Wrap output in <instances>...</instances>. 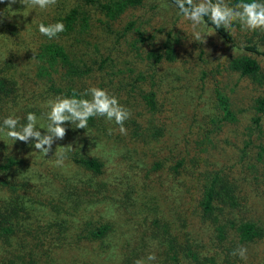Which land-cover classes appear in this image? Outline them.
<instances>
[{
    "label": "rangeland",
    "instance_id": "rangeland-1",
    "mask_svg": "<svg viewBox=\"0 0 264 264\" xmlns=\"http://www.w3.org/2000/svg\"><path fill=\"white\" fill-rule=\"evenodd\" d=\"M224 2L230 7L237 4L229 0ZM258 2L264 3V0ZM42 11L31 6L25 11H18V18L24 20L18 22L21 35L25 36L33 31L37 42L46 39L44 35L36 32L37 25L47 20L43 19ZM130 22L133 25L126 30ZM97 26L99 28L92 29L86 36V43L89 45L79 42L80 44L75 46H87L88 51L97 52L98 63L100 59H105L104 67L99 69L94 65L93 71L82 78L81 84L86 89L91 86L106 89L110 95L118 98L119 103L130 111V118L134 117L141 122L140 128L135 131L137 134L131 135V139L137 141L127 138L129 128L126 135H121L119 128L111 125L104 128L97 118L94 119V124L88 121L87 129L74 128L72 123L68 122V125H65L68 137L56 140L48 155L35 150L34 141L24 143L10 139V143L17 144L14 153L26 162L15 181L24 180L29 183L30 188L28 186L26 193L30 195L34 192L37 202L54 205L60 209L61 214H64V210H69V217L74 218L71 226L108 224L116 228L115 237L113 236V240L108 244L105 240V245L100 241L88 240V233L74 239L76 248L74 247L75 250L68 256L73 261L75 259L77 264H135L137 259L146 260L149 254H154L156 259L148 264H175L167 257L171 255L168 243L159 236L162 235L163 221L160 219L159 222L155 215L144 218L147 213L145 210L140 216L132 214L134 200L126 186V179L120 176L135 174L140 184L148 183L151 179L166 176V168L173 156L179 162L189 164L188 159L183 158L184 153L188 151L183 136L190 138L187 130L189 124H192L193 113L197 111V122L193 123L196 126V132L192 136L194 145L190 147L195 148V151L196 146L201 147V155L207 157L212 166L210 173L218 168L233 166V173L243 181L250 184L254 180L255 166L263 163L259 150L264 145V112L255 110V101L264 97V83L259 84L248 77L240 76L228 68V63L234 56L248 54L258 61L264 73V44L258 38L260 30H243L238 22H234L233 41L227 42L203 22L195 29L206 38L205 43H200L193 40L191 21L185 20L168 0H145L142 6L133 10L117 27L104 30L102 25ZM122 31L127 32L121 35ZM209 32L214 34L206 35ZM54 39L61 43L59 38H52ZM166 39L176 43L177 61L173 64L161 63L157 65L158 68L156 64H149L146 60L137 62V47L141 48L142 43L143 49H148L150 45L159 46ZM73 40L75 41L74 38L68 41V47L74 44ZM253 43L257 46L256 52L245 49L246 45ZM3 47L4 45L0 46V51L5 49ZM109 51L118 55L113 58L114 62L106 60ZM133 64L137 65L130 73L129 68L133 69ZM131 74L137 80L134 85L131 83ZM24 80L26 86L31 88L33 83L30 78ZM79 86L77 87L80 89ZM150 92L156 93L158 109L150 110L147 101L142 98ZM218 93L229 99L235 121L222 119ZM88 97L90 99V96ZM23 115L20 111L13 114L12 118L19 122L17 130L23 126ZM178 121L180 126L176 129L175 123ZM39 122L41 125H37V129L43 134L46 129L41 126H46L47 122ZM159 126L165 127V135L158 141L143 145L145 143L140 139H149L148 136L155 134ZM109 129L113 131L112 135L110 139H105L103 135ZM105 141L109 142L107 146ZM76 144H84L89 153L103 160L102 175L92 176L90 173L78 172L76 165H66V168L62 169L64 173L60 171L55 164V151L65 153ZM3 149L0 145V155ZM247 153L252 158L247 159ZM164 160L168 162L159 167ZM24 173H28V176ZM170 180L171 178L166 177L164 186L156 183L152 186L153 190L156 189L155 191L163 195L160 197L162 201L168 197L169 206L172 204L174 190ZM24 191L25 188L21 187L19 192L25 193ZM174 195V198H177L178 193ZM254 200L259 212H263L262 191L255 195ZM78 202L83 204L80 210L75 207ZM176 207L178 211L186 208L185 204L181 203ZM156 226H161V230L157 231ZM154 232L159 234L155 235ZM204 237L203 234H197V240L205 239ZM70 240L73 243V240Z\"/></svg>",
    "mask_w": 264,
    "mask_h": 264
},
{
    "label": "trees",
    "instance_id": "trees-1",
    "mask_svg": "<svg viewBox=\"0 0 264 264\" xmlns=\"http://www.w3.org/2000/svg\"><path fill=\"white\" fill-rule=\"evenodd\" d=\"M144 1L57 0L54 6L42 11L43 19L47 18V20L40 23L47 26L63 22L65 31L56 37L61 40L60 43L47 36L45 40L37 42L33 31L25 36L21 35L18 22L24 20L18 18V11L27 10L26 5L17 0L10 6L9 0H0V46L4 45L5 48L0 51L2 56L0 57V126L5 117H13V114L20 111L24 114L23 125L27 123V114L34 113L37 117V128L39 121L48 123L47 113L50 110L48 102L57 96L75 95L78 99H88V96L83 95L86 87L81 84L82 78L93 71L94 65L103 69L105 59H100L98 63L97 52L88 51L87 46L76 47L75 44L86 43L87 34L89 35L92 29L99 28L97 25H102L104 30L117 27L133 10L142 6ZM168 1L179 11L174 0ZM229 1L252 2V0ZM204 22L224 41H233L228 30L223 27L216 28L208 17L204 18ZM39 24L36 32L41 35ZM132 25L130 22L125 29H129ZM126 32L122 31L121 35ZM72 38L75 39L74 44L68 47V41ZM258 38L264 44V32L260 31ZM142 45L143 43L136 51L138 63L146 60L149 64L157 66L161 63L173 64L177 61V45L169 39L163 40L159 46L149 44L148 49H143ZM245 47L246 50L257 51L255 43ZM117 52L124 51L117 50ZM117 56L114 51H109L106 60L114 62L113 58ZM136 65H132L133 69L129 68L130 73L134 71ZM228 68L242 77L250 78L253 82L264 83V73L258 61L248 54L231 58ZM27 78L33 83L31 88L25 84L24 79ZM131 80L133 85L137 81L133 75ZM142 98L147 101L150 110L158 109L155 92L144 94ZM218 102L223 112L222 119L235 121L229 99L218 93ZM255 103V110L264 112V97L257 98ZM196 113L197 111L193 113L192 124H189L187 130L190 138L183 136L188 146L183 158L188 159L189 164L179 162L173 156L166 168V176L151 179L148 183L140 184L135 174L120 176L126 179V186L134 200V212H131L140 216L145 210L147 213L144 218L155 215L159 222L160 219L163 221L162 235L159 236L168 243L171 255L167 257L175 264H264V211L259 212L257 202L254 200L255 195L257 196L260 191L264 194V145L259 150L263 163L255 166V177L250 184L233 173V166H228L226 169L218 168L210 173L211 164L207 157L201 155V147L196 146V151L195 148L190 147L194 145L192 136L196 132V126L193 125L195 121L197 122ZM95 118L103 123L104 128L106 125L119 128L115 122L108 121L105 117H91L89 123H93ZM65 125H68V122ZM140 126L141 122L139 123L134 117L125 121V127L129 128L127 137L129 140L132 138L131 135L137 134L135 131ZM179 126L180 121L175 123L176 129ZM109 130L103 135L105 139H110L112 135L113 131ZM165 133V127L159 126L155 134L148 136L149 139L140 140L145 143L143 145H148L154 140L158 141ZM66 137L68 133L64 139ZM0 142L4 148L0 155V264H77L68 254H72L76 248L74 239L80 238L85 233H88L86 236L88 240L100 241L103 245L105 240L107 244L111 243L113 236L116 235L115 227L108 224L71 226L74 218L69 217V210H64V214H61L60 209L55 208L54 205L37 202L34 192L28 195L26 191L28 186L30 188L29 183L24 180L15 181L17 174L20 175L19 170L26 166L25 159L14 153L17 144L10 143V139L0 135ZM108 143L106 142L105 146ZM65 155L64 163L59 167L61 172L66 165L69 167L76 165L78 172L90 173L92 176L103 174V160L89 153L84 144L72 145L71 150H66ZM245 157L252 158L248 153ZM164 162L168 160L157 165L161 167ZM24 174L28 176V173ZM166 177L171 178L170 183H173L171 206L168 205V197L162 201L160 197L163 195L152 189L155 183L164 186ZM21 187L25 188V193L19 192ZM125 193L127 196V191ZM174 193H178L177 198H174ZM180 203L186 206L183 211L177 210L176 205ZM74 206L75 203L73 209L77 207L80 210L83 204L78 202ZM84 206L86 207L85 202ZM156 230L160 231L161 226H156ZM156 233L159 234L154 232L155 235ZM197 234L205 235V239L197 240ZM241 246L247 249V260L232 255L233 251Z\"/></svg>",
    "mask_w": 264,
    "mask_h": 264
},
{
    "label": "clouds",
    "instance_id": "clouds-1",
    "mask_svg": "<svg viewBox=\"0 0 264 264\" xmlns=\"http://www.w3.org/2000/svg\"><path fill=\"white\" fill-rule=\"evenodd\" d=\"M17 0H9V5L15 4ZM26 7L39 8L46 10L57 3V0H19ZM185 20L191 21L193 27L194 41L205 43L206 38L201 32L195 29L204 22V18L208 17L216 28L223 27L232 35L234 22H238L243 30L264 32V3L258 0L252 2L237 3L234 7H230L224 0H174ZM39 32L47 36L49 39L56 38L60 33L65 31L63 22H56L45 25L40 23ZM214 33H207L212 35ZM90 96V99L57 96L54 100L48 102L49 112L47 113L48 123L41 128L46 129L45 133L37 130V117L34 113L29 112L26 116L27 123L20 130H17L18 120L11 116L3 120L0 126V135L11 139L12 141H20L29 143L34 141L35 150L48 155L52 151V146L56 140H63L66 136L67 129L64 126L67 122H71L74 128L87 129L88 121L91 117H105L108 121H114L119 126L121 135L127 134L125 121L131 116L130 111L123 107L117 97L110 95L106 89L91 86L83 93ZM111 132V129L109 130ZM57 157L55 164L57 167L63 165L66 158L65 153L58 150L55 151ZM233 256H239L242 260H247V249L238 247L232 253ZM156 259L154 254H149L145 259H137L135 264H148V262Z\"/></svg>",
    "mask_w": 264,
    "mask_h": 264
}]
</instances>
